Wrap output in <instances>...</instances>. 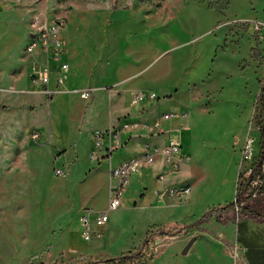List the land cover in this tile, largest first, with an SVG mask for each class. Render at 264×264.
<instances>
[{
  "label": "rangeland",
  "instance_id": "374dc122",
  "mask_svg": "<svg viewBox=\"0 0 264 264\" xmlns=\"http://www.w3.org/2000/svg\"><path fill=\"white\" fill-rule=\"evenodd\" d=\"M31 14L64 17L58 32L61 62L71 57L81 70L84 66L83 79L98 74L105 86L107 69L125 63L126 70H141L136 81L147 89L141 92L156 97L149 105L166 100L161 88L171 89L167 99L173 108L165 111L178 128L189 126L181 148L189 157L183 176L190 191L186 201H173L176 207L141 210L149 206L140 200L149 185H136L135 196L126 186L119 208L108 212L99 245L70 246L76 209L101 212L107 206L108 195L90 173L98 163L88 164L86 142L76 147L73 142L92 127L86 118L93 94L79 98L83 109L77 104L68 117L51 116L52 121L49 111L59 107L56 102L41 96L33 111L0 98V264H115L105 259L138 248L145 238L147 264L244 260L242 231L263 224L221 207L233 201L237 174L246 176L257 154L264 110L257 97L264 84V0H0V29L18 18L24 25L15 30L20 36ZM254 23L260 28L253 29ZM11 41H1L2 47ZM149 75L151 81L142 80ZM35 124L42 125L43 135ZM66 130L73 137L69 149L55 153L75 151L70 159L77 157L81 167L74 171L48 148H56L53 137ZM247 139L251 150L244 158ZM54 167L64 174L55 175ZM191 234L198 243L190 251Z\"/></svg>",
  "mask_w": 264,
  "mask_h": 264
},
{
  "label": "crops",
  "instance_id": "0c3cea01",
  "mask_svg": "<svg viewBox=\"0 0 264 264\" xmlns=\"http://www.w3.org/2000/svg\"><path fill=\"white\" fill-rule=\"evenodd\" d=\"M33 16L31 14L25 24L23 34L20 36H15V30L23 29V24H20L18 18L15 23L12 24L4 23L1 25L0 29V44L1 41L6 42L8 39H11V43L5 48L0 45V81L3 87H0V98L8 99L10 104L15 105V107H22L21 105L28 106L27 110L30 108L34 111L36 108L37 101L42 98L51 102L58 103V108H53L52 111H49L50 120L52 121V117L55 119H59L60 116L67 117L70 115L71 110L75 108L78 104L80 109L82 100L79 99L78 94L75 90L79 89H90L96 88L90 96L92 95L93 99L91 101V111L87 114L89 116L86 118V122L91 121L92 127L87 131H79L75 138L72 137L69 131L66 130L63 135H55L52 140L53 144H56V148H51L48 145L49 150L52 152L54 156H56V149L60 151L65 150L67 152V148L69 145V141L73 138L74 147L78 146V142L81 140L84 143L86 142V150L87 152L90 150L91 146V133L94 130H105L110 125L115 124L120 121L122 118H126L128 120L137 121L141 124L147 125L140 126L137 129L122 133L121 139L123 141L122 146L115 151H113L109 156H103L97 163V167L90 173L93 174L92 180L93 182L100 181L99 187L103 186V190L108 195V180H109V171L112 167L120 163L124 159L128 158H139L142 152V146L145 142H148L153 145L161 146L171 138L176 139L181 145V135L183 131L189 130L188 125H184L182 128H178L175 124V118L173 116H165L170 113H166L165 110L173 108L169 104V99L167 97L170 96L168 94L170 92V88H161V94L166 97L165 101L159 102L157 101L154 105H149V101H143L142 103L130 106L128 105L131 95L133 92L147 90L143 87L137 79L141 77V70H126L124 69V65L122 64L117 67H112L107 69L105 78L106 85H99L100 79H98L97 75H87L85 79H83V75L85 72V68L83 66V70H81L77 61L72 62L71 57H67L65 62L67 64V75L64 83L60 85L52 96L45 97L41 92L39 87L32 84L28 79V71L30 58L23 52L24 45L27 40L29 29V21ZM45 18V17H44ZM46 19V18H45ZM52 18H47L50 20ZM14 44V45H13ZM23 55H22V52ZM64 51V50H63ZM120 64V63H119ZM121 66L123 68H121ZM140 74V75H139ZM154 76H144L142 78L143 81H151ZM80 83V84H79ZM104 87L105 89H101ZM150 89V88H149ZM17 94V95H9V94ZM89 96V97H90ZM23 106V107H24ZM25 113V111H21ZM28 112V111H27ZM82 115L79 116L78 120H76V126L82 122ZM91 115V116H90ZM158 118L159 125L154 126L151 122ZM181 120V119H180ZM35 126L39 129V133L43 135L42 125L35 124ZM49 144V143H48ZM183 152L187 154V151L184 148H181ZM73 153L68 152L67 154L63 153L59 155L56 159L64 162H70L71 171L75 169H79L81 167V162L77 157L75 160H72ZM71 160V161H70ZM187 161H182L178 169L172 170L168 165L163 163L154 164L147 167H142L138 171L131 174L128 180L127 189L129 194L131 191L133 195H136L135 186H143L146 187V192L143 193L141 197V202H148L149 206L142 205L139 208L142 209H168L171 207H176L175 202L171 201L169 198L165 197L162 201H157L155 199V190L157 187L159 189L165 188H174V187H182L188 186V183L185 182V173L188 174L189 168ZM88 164H93L90 161ZM152 185V186H151ZM126 189V192H127ZM190 189V188H189ZM190 191V190H189ZM83 198H80L78 201L80 205L83 203ZM133 199V196H132ZM75 202L72 201V205ZM81 209H88L85 206H81L75 211V220L76 227L75 233L72 235L71 240H69V245L73 247H77L78 244H87L97 246L101 241L98 239H90L89 241H84L80 237V225L78 222V213ZM248 218V217H247ZM251 219V218H250ZM253 220V219H252ZM256 221V220H254ZM108 222V221H107ZM259 222V224H263L261 227H253V230H262L264 232V222ZM250 227L244 229L242 231L243 238L240 240V246L244 250V260L239 259V264H264V235L260 236H252ZM107 230V223L101 227V231ZM221 235H223V231H219ZM252 238V240L250 239ZM198 239L194 237L193 234L190 235V251L193 247H195ZM188 249V248H187ZM167 263V262H166ZM163 261L161 264H166ZM168 264V263H167ZM194 264V261L193 263ZM203 264H233V262L226 258L224 260H212L207 259L204 260Z\"/></svg>",
  "mask_w": 264,
  "mask_h": 264
},
{
  "label": "built area",
  "instance_id": "2783aa9c",
  "mask_svg": "<svg viewBox=\"0 0 264 264\" xmlns=\"http://www.w3.org/2000/svg\"><path fill=\"white\" fill-rule=\"evenodd\" d=\"M65 25L64 17L55 16L50 20L41 18L34 14L29 21V33L23 52L30 58L28 78L29 81L39 87L45 97H50L57 88L62 85L67 75V64L61 62L63 53L62 43L58 37L59 30ZM253 29H259L260 25L254 23ZM56 63V65H55ZM79 98L87 99L91 89L75 90ZM156 97L153 93L145 94L141 91L133 92L129 104L136 105L140 102L152 101ZM183 116V114H181ZM165 116H172L167 114ZM154 126L159 125V119L153 122ZM146 126L137 121L122 120L110 125L105 130H94L91 133V148L88 159L91 163H97L103 156H109L113 151L122 146V133ZM251 141L247 139L244 144V158L249 157ZM188 154L182 151L180 143L171 138L167 143L158 146L145 142L142 146V153L139 158H128L112 167L109 171L107 206L104 211L94 212L90 209H81L78 213L80 225V237L84 241L99 239L102 236L101 227L108 221V212L119 208L122 202V195L128 184L132 173L142 167L158 163L168 165L172 170L178 169L182 161L188 160ZM55 175H63L61 168L54 167ZM189 186H180L155 190V199L162 201L165 197L172 201H186Z\"/></svg>",
  "mask_w": 264,
  "mask_h": 264
},
{
  "label": "trees",
  "instance_id": "16d2710c",
  "mask_svg": "<svg viewBox=\"0 0 264 264\" xmlns=\"http://www.w3.org/2000/svg\"><path fill=\"white\" fill-rule=\"evenodd\" d=\"M257 97L263 106L264 84H261ZM262 116V121L259 123L257 130L259 134L257 154L250 163L247 175L242 177L237 174L233 201L221 207L222 209L241 210L242 216L260 222H264V110H262ZM146 239L138 248L105 260L110 263L115 262V264H147L142 254Z\"/></svg>",
  "mask_w": 264,
  "mask_h": 264
}]
</instances>
